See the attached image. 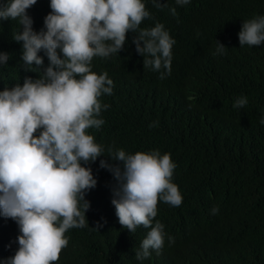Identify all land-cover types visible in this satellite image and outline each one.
I'll return each instance as SVG.
<instances>
[{
  "label": "trees",
  "instance_id": "1",
  "mask_svg": "<svg viewBox=\"0 0 264 264\" xmlns=\"http://www.w3.org/2000/svg\"><path fill=\"white\" fill-rule=\"evenodd\" d=\"M144 2L153 18L140 27L159 22L176 41L171 75L162 80L159 72L145 69L133 43L136 34L127 33L122 51L91 62L92 71L108 73L113 94L100 97L102 104H111L101 112L105 123L88 132L104 155L109 148L169 153L176 164L172 182L183 201L179 207L158 202L155 220L164 225V247L159 255L153 251L137 260L150 229L140 226L129 233L115 227L119 222L111 200L117 182L100 161L121 162L100 156L85 165L97 179L85 194L88 226L65 233L69 243L57 264H189L198 252H213L216 264H264V44L240 46L232 22L264 15V0H191L183 6L165 0L163 10L152 0ZM49 4L37 0L27 10L37 32L51 11ZM173 7L175 16L169 11ZM21 30L16 20L0 21V51L11 54L0 65V91L42 75L38 69L24 70L22 42L13 40ZM217 41L226 46L223 54L216 50ZM39 54L47 67V56ZM239 97H247L243 109L233 108ZM19 234L14 220L0 216V264L15 254Z\"/></svg>",
  "mask_w": 264,
  "mask_h": 264
},
{
  "label": "clouds",
  "instance_id": "2",
  "mask_svg": "<svg viewBox=\"0 0 264 264\" xmlns=\"http://www.w3.org/2000/svg\"><path fill=\"white\" fill-rule=\"evenodd\" d=\"M36 3L0 2V21L16 20L22 26L13 40L22 42L24 70L42 73L35 80L25 77L22 85L0 91V216L14 220L20 232L18 249L4 264H57L69 243L65 233L88 226L85 214L90 202L85 194L96 187L97 179L85 165L100 156L121 162L100 161V167L117 182L111 200L120 224L114 223L115 227L129 233L140 226L150 229L136 259H147L153 251L159 255L165 231L155 220L158 202L179 207L183 201L178 185L172 182L176 164L169 153L159 150L129 154L109 148L104 155V147L88 130H99L105 123L101 112L111 104H102L100 97L113 94V81L107 72L92 71L91 62L94 57L108 58L122 51L131 31L136 34V51L144 57L143 67L159 72L163 80L171 75L176 41L159 22L140 27L145 19L153 18L144 0H50L51 11L39 32L27 12ZM152 3L161 10L168 7L165 0ZM175 3L189 5L191 0ZM169 11L177 14L175 7ZM232 22L240 46L264 44V15ZM225 48L217 41L218 53L223 54ZM41 51L48 58L47 67ZM10 55L0 51V65L7 64ZM247 103V97H239L233 108L243 109ZM260 123L264 125V118ZM211 212L216 214L218 208ZM251 248L250 253H255L252 243ZM192 255L195 258L189 264H216L213 252Z\"/></svg>",
  "mask_w": 264,
  "mask_h": 264
}]
</instances>
